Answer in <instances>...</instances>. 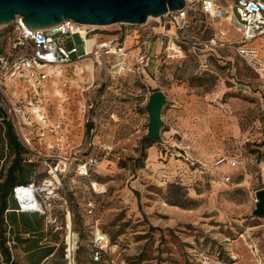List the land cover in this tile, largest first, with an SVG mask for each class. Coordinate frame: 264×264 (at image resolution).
<instances>
[{"label":"rangeland","instance_id":"obj_1","mask_svg":"<svg viewBox=\"0 0 264 264\" xmlns=\"http://www.w3.org/2000/svg\"><path fill=\"white\" fill-rule=\"evenodd\" d=\"M167 20L95 27L100 40L122 42L133 57L149 51L145 72L116 76L107 61L85 60L59 68L41 98L25 103L46 114L28 134L30 145L18 137L28 153L17 179L41 190L46 210L35 214L42 245L54 248L41 264H68L67 224L77 242L75 264H91L97 230L119 245L114 258L127 264H195L188 257L209 249L238 264H264V217L253 216L264 189V86L233 49L216 50L215 57L203 51L219 28L193 6L180 37L196 51L182 46L169 58L154 36L174 33L173 26L163 29ZM17 36L16 24L3 27L2 51ZM156 91L167 104L159 138L147 148L146 106ZM0 108L1 186L15 159L6 122L18 133L7 105L0 101ZM221 155L237 166L213 167ZM5 236L17 264H29L25 246ZM4 258L0 247V264Z\"/></svg>","mask_w":264,"mask_h":264},{"label":"built area","instance_id":"obj_2","mask_svg":"<svg viewBox=\"0 0 264 264\" xmlns=\"http://www.w3.org/2000/svg\"><path fill=\"white\" fill-rule=\"evenodd\" d=\"M192 6L219 28L205 44L203 51L219 49H233L236 55L254 72L258 81L264 86V59L261 49L254 42L264 37V2L260 0H186V6L179 11L168 13L164 19L163 28L173 26L174 33L154 34L169 58H175L181 53L182 46L192 47L196 51L197 45H191L180 37L187 28ZM16 24L18 36L7 51L0 48V101L7 105L9 117L13 118L18 137L24 143L31 144L28 134L36 125V120L46 122V114L40 107L29 108L27 100L41 98L44 88L59 75L58 70L63 66L93 60L98 64L108 62V67L114 75L135 74L145 72L151 67L152 57L149 51L139 56H131L125 45L118 40H100L96 28L80 25L72 20H64L61 25L49 29H30L24 25L21 18L13 22ZM2 28H0V31ZM237 32L240 40L231 41L230 32ZM76 37L82 43L79 51ZM189 161L198 163L201 167L206 164L189 157ZM93 163V162H92ZM213 167H236L237 161L225 155L218 156ZM87 173V172H85ZM264 183V165L261 171ZM226 181L230 180L227 176ZM40 189L34 183L16 186L13 197L21 213H45L46 206L41 201ZM93 214V210H90ZM63 230V227L57 231ZM67 241L65 244V258L68 264H75L77 242L70 238L68 224ZM91 264H127L120 258L118 244L100 230L93 236ZM189 262L195 264H238L235 258H225L218 250L194 251L188 257Z\"/></svg>","mask_w":264,"mask_h":264},{"label":"water","instance_id":"obj_3","mask_svg":"<svg viewBox=\"0 0 264 264\" xmlns=\"http://www.w3.org/2000/svg\"><path fill=\"white\" fill-rule=\"evenodd\" d=\"M185 6L186 0H0V28L8 27L18 17L30 29L53 28L64 20L92 27L139 26L150 18H163ZM166 104L167 98L162 91L151 94L146 106L148 140L159 138ZM257 199L253 216L264 217V189L257 193Z\"/></svg>","mask_w":264,"mask_h":264},{"label":"trees","instance_id":"obj_4","mask_svg":"<svg viewBox=\"0 0 264 264\" xmlns=\"http://www.w3.org/2000/svg\"><path fill=\"white\" fill-rule=\"evenodd\" d=\"M0 117L5 119L1 108ZM5 142L11 148L15 159L8 170L5 181L0 186V228L3 231L0 235V247L5 257L4 264L18 263L12 258L9 248L5 246L8 241H11L5 236L7 233L14 237L13 242L25 246V253L30 257L28 258L29 264H41L44 259L53 254L54 248L42 245L46 236L42 233V223L39 221L38 215L18 211L17 202L13 197V189L16 186L31 184L28 179H17L18 173L22 170V156L28 151L22 146L12 124L8 122H6L5 128ZM144 142L148 145L147 148L152 147V144L155 143L147 138ZM21 235L29 236V238H22Z\"/></svg>","mask_w":264,"mask_h":264},{"label":"crops","instance_id":"obj_5","mask_svg":"<svg viewBox=\"0 0 264 264\" xmlns=\"http://www.w3.org/2000/svg\"><path fill=\"white\" fill-rule=\"evenodd\" d=\"M237 36H240L237 32H234V31H232V32H230L229 33V37H231V38H235V37H237ZM260 41L262 42H264V37H262V38H260V39H258V40H256L255 42H254V44L257 46V47H259L260 49H261V47H260ZM206 53H209V56H212V57H215V50L214 51H205ZM261 53H262V58L264 59V54H263V52H262V50H261ZM189 150H190V148H188ZM187 154V153H186ZM199 157V156H198ZM201 157V156H200ZM201 160H203L202 158H200ZM189 160V159H188ZM197 161H199V162H201L200 160H197ZM201 163H203V162H201Z\"/></svg>","mask_w":264,"mask_h":264},{"label":"bare ground","instance_id":"obj_6","mask_svg":"<svg viewBox=\"0 0 264 264\" xmlns=\"http://www.w3.org/2000/svg\"><path fill=\"white\" fill-rule=\"evenodd\" d=\"M150 19H152V18H150ZM157 20V19H156Z\"/></svg>","mask_w":264,"mask_h":264}]
</instances>
